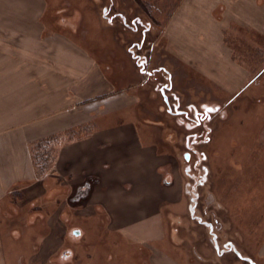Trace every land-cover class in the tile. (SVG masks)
<instances>
[{
	"label": "rangeland",
	"instance_id": "374dc122",
	"mask_svg": "<svg viewBox=\"0 0 264 264\" xmlns=\"http://www.w3.org/2000/svg\"><path fill=\"white\" fill-rule=\"evenodd\" d=\"M186 5L184 0H0V13L16 15L0 20V27L40 29L49 43L63 38L112 81L107 97L127 93L128 120L150 125L141 129L143 141L164 155L161 172L180 189L177 205L163 208L160 239L155 233L143 242L127 240L101 223L103 213L89 226L83 218L81 224L71 220L65 248L76 264H148L152 251L161 254L162 264H264V74L251 79L264 66V42L247 32L229 36L236 51L232 58L249 76L217 79V68L207 67L216 60L215 22L202 21L201 14L190 21ZM19 38L15 49L0 51V64H7L0 67V79H56L43 63H52V43ZM15 66L16 75L8 76ZM25 208L12 209L23 248L30 233L39 238L46 231L41 213ZM34 219L37 226L20 225Z\"/></svg>",
	"mask_w": 264,
	"mask_h": 264
},
{
	"label": "crops",
	"instance_id": "0c3cea01",
	"mask_svg": "<svg viewBox=\"0 0 264 264\" xmlns=\"http://www.w3.org/2000/svg\"><path fill=\"white\" fill-rule=\"evenodd\" d=\"M184 1L190 21L201 14L202 21L215 22L216 60L207 67L217 68V79H246L248 73L232 58L236 51L228 37L247 32L264 42V0ZM6 13H0V20L16 18L11 10ZM11 25L0 27V51L15 49L17 37L52 43V63H43L56 79H0V264H76L75 254L65 248L69 224H81L83 218L89 226L99 213L108 230L127 240L143 242L155 233L165 237L163 208L177 205L180 189L161 172L164 155L143 141L141 129L150 125L128 120L127 93L107 97L113 93L112 81L63 38L49 43L40 29ZM16 67L7 75H16ZM28 67L33 77L32 65ZM263 74L264 66L251 79ZM115 102L119 105L108 107ZM118 112L126 118L112 120ZM35 149L41 153L39 164ZM26 205L41 213L39 224L46 231L39 238L30 233L23 248L12 209L18 212ZM27 220L20 225L37 226L35 219ZM147 260L162 264L156 251Z\"/></svg>",
	"mask_w": 264,
	"mask_h": 264
},
{
	"label": "water",
	"instance_id": "95a60500",
	"mask_svg": "<svg viewBox=\"0 0 264 264\" xmlns=\"http://www.w3.org/2000/svg\"><path fill=\"white\" fill-rule=\"evenodd\" d=\"M185 159H188V155L185 156Z\"/></svg>",
	"mask_w": 264,
	"mask_h": 264
},
{
	"label": "flooded vegetation",
	"instance_id": "af4514ba",
	"mask_svg": "<svg viewBox=\"0 0 264 264\" xmlns=\"http://www.w3.org/2000/svg\"><path fill=\"white\" fill-rule=\"evenodd\" d=\"M186 156V155H185Z\"/></svg>",
	"mask_w": 264,
	"mask_h": 264
}]
</instances>
